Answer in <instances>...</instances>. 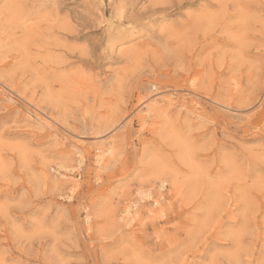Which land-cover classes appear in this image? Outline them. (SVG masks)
I'll return each instance as SVG.
<instances>
[{
  "label": "rangeland",
  "instance_id": "1",
  "mask_svg": "<svg viewBox=\"0 0 264 264\" xmlns=\"http://www.w3.org/2000/svg\"><path fill=\"white\" fill-rule=\"evenodd\" d=\"M0 264H264V0H0Z\"/></svg>",
  "mask_w": 264,
  "mask_h": 264
},
{
  "label": "built area",
  "instance_id": "2",
  "mask_svg": "<svg viewBox=\"0 0 264 264\" xmlns=\"http://www.w3.org/2000/svg\"><path fill=\"white\" fill-rule=\"evenodd\" d=\"M80 178H81V175H78V179H80ZM161 189H162V192L165 191V189H166V185H165L164 183L161 185ZM160 199H162V196H159V197L155 198L154 201H153V202H154V205H157L158 202H159L158 200H160ZM140 200H141V202H143V201H144V198H143V197H140ZM140 200H139V201H140ZM152 200H153V199H152ZM135 210H137V206L134 205V206L132 207V209L129 210V214L132 215V214L135 212Z\"/></svg>",
  "mask_w": 264,
  "mask_h": 264
}]
</instances>
